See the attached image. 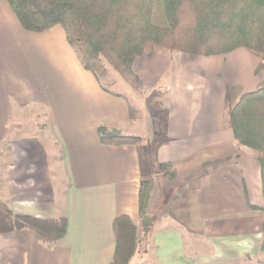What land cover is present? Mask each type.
Returning a JSON list of instances; mask_svg holds the SVG:
<instances>
[{"label": "crops", "instance_id": "1", "mask_svg": "<svg viewBox=\"0 0 264 264\" xmlns=\"http://www.w3.org/2000/svg\"><path fill=\"white\" fill-rule=\"evenodd\" d=\"M243 60L168 50L136 57L141 90L167 98L164 113L134 116L128 95L84 67L62 25L27 29L0 0V198L15 213L67 219L55 246L29 227L1 232L0 264H111L116 217L128 215L141 231L146 178L155 222L138 264H264V254L255 259L261 167L234 138L223 83L238 87L233 100L252 90L254 65ZM23 109L45 112V134L21 132ZM100 124L140 136L143 164L137 144H103Z\"/></svg>", "mask_w": 264, "mask_h": 264}, {"label": "trees", "instance_id": "2", "mask_svg": "<svg viewBox=\"0 0 264 264\" xmlns=\"http://www.w3.org/2000/svg\"><path fill=\"white\" fill-rule=\"evenodd\" d=\"M8 1L23 27L42 31L62 25L84 67L101 79L111 66L136 91L141 88L134 59L154 50L216 55L245 47L259 52L264 61V0H163L164 26L152 19L154 0ZM130 107L135 116V109ZM227 115L238 144L257 152L264 197V81L228 105ZM98 133L103 144H137L143 164L140 136L123 134L104 124L98 126ZM153 186V178L141 184L140 232L128 215L116 217L118 244L111 264H130L138 242L150 235L155 222L149 211ZM259 208L264 211V206ZM66 224L64 215L49 219L15 213L0 198V233L29 227L39 240L55 246ZM262 232L259 248L264 254V222Z\"/></svg>", "mask_w": 264, "mask_h": 264}, {"label": "rangeland", "instance_id": "3", "mask_svg": "<svg viewBox=\"0 0 264 264\" xmlns=\"http://www.w3.org/2000/svg\"><path fill=\"white\" fill-rule=\"evenodd\" d=\"M152 19L156 24H159L162 26L167 24L164 13H163V0H154ZM174 51H179V50H174ZM216 55H223V57H228V58H232V56L234 55H238V56L240 55V57H244V60H243L244 62L252 64V66L254 65L253 66L254 77L256 80L255 83L250 85L248 88H252L253 90L263 83L264 81V61L262 59V55L259 52L250 50L245 47H240L230 52H227L224 54H216ZM204 56H207V55H204ZM100 80L106 87L111 88L113 90L120 91L129 96V102L131 106L135 109V116L139 114L144 116L145 111L155 112L156 109H158L159 114L161 112L164 113L165 105H166V98H167V93L165 91H159L158 94L155 93L152 95L147 94L142 90L136 91L121 77L119 72L111 66L108 67V72L104 76H102ZM223 83H224V86L228 90L229 96H232L237 91L238 87L231 84L229 82V79H228V82L223 81ZM124 87H127V88H124ZM126 89H129V91L131 92L128 93V90ZM229 96L228 98H226V105L227 106L234 105L238 100H233ZM17 116L21 118V124H19V126L23 127L21 132L28 133L30 132V129L32 128L39 134H42V135L45 134V132H43L40 129V127L42 128V126L43 127L45 126V122H44L45 112H43V110L23 109L21 111V115L20 116L17 115ZM15 126L17 127L18 125L15 124ZM160 138L161 136L159 135V139ZM157 141L158 140L152 141L150 146L154 147ZM145 147H146L145 149V155H146L147 147H149V144H146ZM51 150L56 151V146L55 148L54 146H51ZM161 167L162 166L160 164V168ZM144 241H145V238L138 242L136 252L134 256L132 257V259L130 260V264H138V260L136 259V257H138L137 256L138 252L141 250H144V247H146L143 245ZM262 256L263 254L259 252L256 255L255 259H260V257Z\"/></svg>", "mask_w": 264, "mask_h": 264}]
</instances>
